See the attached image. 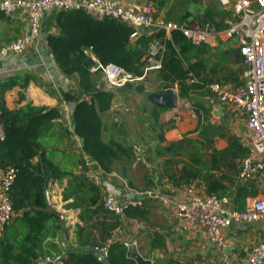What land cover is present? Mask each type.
<instances>
[{"label":"crops","instance_id":"1","mask_svg":"<svg viewBox=\"0 0 264 264\" xmlns=\"http://www.w3.org/2000/svg\"><path fill=\"white\" fill-rule=\"evenodd\" d=\"M120 1L135 6L140 11L148 10L160 21L186 18L199 20L202 16L204 21L207 16L205 13L211 9L213 15H209L212 17L209 18V21L218 27L224 25L217 23L221 15L218 0ZM194 11L199 13L197 18H194L197 15L192 13ZM57 12L53 10L45 13L40 37L23 54L0 59V103L3 101L7 108L14 111L28 104L36 107L59 108L61 111L60 117L45 128L41 142L47 157L66 172L60 177L51 178L47 185L53 190V203H47L50 209L61 215L62 221L60 228L49 224L45 230L44 239L39 247L38 264H47L46 256L55 253H64L66 256L69 250L97 251L95 250L96 247L91 245L93 242H99L103 246L102 248L107 249L110 246L122 244V248L126 247L131 252V257H133L132 248H134L136 253L145 259H150L152 264H182L183 260L187 259L185 253L191 252L189 247L190 233L185 232L184 228H188L189 225L197 226L185 220H183L185 222H178L172 213L175 211L174 208L153 198H140L137 192L143 191L141 188L145 187L147 183L151 188L173 197L175 194L176 196H183L189 186H193L200 194H210L206 178L211 177L220 183V190L216 194L229 195L232 198L231 202L235 204L233 206L236 208L244 209L251 198L264 196V173L252 180H241L238 176L239 170L237 171L236 168L239 169L243 159L241 160L238 156L231 157L229 162L226 161L227 164L216 167V165L208 162V156L205 155L204 162L207 169L203 170L200 178L198 177L190 184L174 182L171 174L166 171V169H170L168 162L172 159L173 154L167 153L165 148L185 137L196 138L200 136L202 129L206 126H209L208 136L213 140L214 149L223 150L230 145L231 141L236 139L249 150L248 155L252 154L254 142L247 128V116L240 108L222 102L217 95L204 87L191 92L187 96L191 100L186 97L181 102L180 99L179 105L174 108H155L147 98V106H144V110H148L146 115H149L150 110V116L153 118V126L147 128L145 124H132L124 118L127 113L130 114L135 106L131 107L124 101L129 95L126 89L114 88L115 96L112 106L99 112L102 120V137L107 143L117 141L124 146L128 145L130 148L138 149L136 154H138L139 161L134 159L135 151H132L130 157L120 156L121 161L127 162L121 171L128 174V179L132 177L137 180L141 179V183L134 185L135 188H138L134 189L136 191L122 190L120 185L115 184L121 183L116 180L117 178H124L121 171L117 172L113 166L112 169L105 171L95 160L90 157L87 160L88 155L83 149L82 138L76 134L74 110L77 102L87 97L80 87L78 74H65L51 53L48 35L58 34L60 31L55 23ZM28 24L27 13L24 11L16 12L13 15L0 12V46L23 34L28 28ZM144 32L147 31L144 30ZM233 41L231 40V43ZM223 42L229 41L220 40L215 46H209V53L201 58L207 59L209 68H216V74H209L211 78L222 84L226 90H235L244 84L245 65L238 43L237 46H221ZM234 45L236 44L234 43ZM195 60L192 59V61ZM220 68L221 72H219ZM96 74H94L95 82L101 86V82L97 81ZM161 82L163 81L161 80ZM143 83L146 84L145 81ZM206 90L210 93H207ZM138 91L142 92L144 98L149 94H146L145 88ZM155 91L158 90L151 92ZM66 95H71V97L67 98ZM119 98L122 101L118 100ZM187 100L192 103L195 109L199 110V119L192 118L189 112H184L180 119H174L179 106ZM203 140L206 142L205 139ZM230 151L232 152L233 149ZM40 161V155H36L31 160L33 165L39 164ZM233 162L236 164L235 166L232 165ZM220 163H223L222 159ZM182 165L183 163L179 164L180 169H182ZM3 169L0 168V178ZM73 175L86 177L91 184L100 188L101 203H103L104 196L110 192L122 198H138L140 204L137 207L145 209V215H133L129 212L124 215H116L108 212L104 207L106 212H99L91 218L89 223H86L81 218L84 213L82 204H88L87 200L94 195L87 196L84 191L75 193L70 186V182L74 181ZM131 185L133 186L132 183ZM66 195H82L83 198L75 201L74 197L66 198ZM100 202L92 205L91 208H96ZM174 213L176 214V211ZM15 216L14 212L13 218ZM140 223L142 224L140 225ZM115 224L116 226L113 227ZM258 224L264 226V222L235 223L224 230L229 245L228 254L234 264H245L246 258L252 251L247 254V247L242 245L239 234H245L247 229ZM13 226L16 228L19 224L14 223ZM106 232L109 235H105ZM207 241L203 249L204 255L212 258L208 261H220L222 250L212 244L210 238ZM200 248L199 246L195 247L196 250ZM204 262L206 261L202 263Z\"/></svg>","mask_w":264,"mask_h":264},{"label":"trees","instance_id":"2","mask_svg":"<svg viewBox=\"0 0 264 264\" xmlns=\"http://www.w3.org/2000/svg\"><path fill=\"white\" fill-rule=\"evenodd\" d=\"M209 15H213L211 9L204 21L212 18ZM55 23L60 31L58 34L48 35L51 53L65 74H78L80 87L87 97L78 101L74 110L76 134L82 138L83 149L88 157L95 160L105 171L110 170V166L120 156L129 157L130 150L117 141L107 143L103 140L99 112L112 106L115 92L102 86L98 87L94 78L95 73L90 70L94 61L84 53L85 49H91L103 66L116 63L142 76L143 68L147 64L149 47L154 38H161L166 49L161 56L162 67L158 71V76L163 82L177 85L181 97L203 89L205 83L215 82L209 74H216V68H209L207 59L201 58L209 53V46L195 45L179 32H174L170 39L165 37L164 32L154 34L144 32L132 39V27L128 24L107 17L98 19L82 9L58 11ZM66 97L70 98L71 95ZM0 113L6 128V139L0 145V168L14 166L18 170L11 192L16 216L0 237V264H38L39 247L44 239L45 230L49 224L60 228L62 221L61 215L50 209L45 198V190L51 178L60 177L66 172L47 157L41 142L45 128L60 117L61 111L59 108L36 107L32 104L14 111L7 108L2 101ZM208 132L209 126H206L200 136L185 137L165 148L167 153L173 154L168 162L170 169L166 171L171 174L174 182L190 184L200 178L203 170L207 169L205 155L208 156V162L216 167L227 164L226 161L229 162L231 157L238 156L242 160L248 156L249 150L236 139L223 150L214 149L213 140L208 136ZM36 155H40L41 161L33 165L31 160ZM221 159L223 163H220ZM181 163L182 169L179 168ZM232 165L236 164L233 162ZM236 170H240V167ZM81 177L73 175L74 181L70 182V186L75 193L84 191L87 196L94 195L86 199L88 204H82L84 213L81 218L89 223L94 215L107 210L100 202V188L91 184L86 177ZM206 180L210 194H216L220 190L219 181L211 177ZM68 197H74L75 201L83 198L82 195H66V198ZM99 202L96 208H91ZM127 212L145 215L146 210L136 206ZM19 213L21 215H18ZM14 223H18L19 226L15 228ZM115 226L116 224L113 227ZM105 235L109 234L106 232ZM91 245L98 249L103 247L99 242H93ZM121 246L123 245L116 244L108 249V259L111 263L137 264L131 257V252ZM50 264L105 263L93 250L84 252L69 250L62 263Z\"/></svg>","mask_w":264,"mask_h":264},{"label":"built area","instance_id":"3","mask_svg":"<svg viewBox=\"0 0 264 264\" xmlns=\"http://www.w3.org/2000/svg\"><path fill=\"white\" fill-rule=\"evenodd\" d=\"M226 13L224 26L218 27L211 21L186 18L183 20H157L150 11L138 10L135 6L120 0H0V12L13 15L24 11L28 17V28L19 37L0 46V59L23 54L35 43L42 31L46 12L82 9L95 18H112L132 27L131 38H137L139 28L152 34L164 32L170 39L174 32H179L195 45L215 46L218 41H237L245 65L244 84L235 90H226L218 82H208L204 87L219 97L222 102L233 104L247 116V128L254 142V152L243 158L239 170L241 180H252L264 173V0H219ZM166 49L161 38H154L147 55L145 72L158 71L162 67L161 56ZM84 53L94 61L90 67L92 73H102L108 90L133 82L138 75L116 63L101 65L91 49ZM142 78V77H141ZM195 80H191L193 82ZM98 85V87H101ZM174 119H180L184 112H189L194 119H199L200 112L190 101L179 106ZM6 139V128L0 113V145ZM89 160V157H86ZM17 168L8 166L3 169L0 178V235H3L13 216L12 187L17 176ZM53 190L47 187L45 197L53 203ZM140 198H153L175 209L179 219L203 229L212 244L222 250L220 261H206L202 264H234L228 254L229 245L224 230L235 223L253 224L264 222V196L251 198L244 209L233 206L228 197L218 194L202 195L193 186L186 188L183 196H170L160 190L137 192ZM140 204L138 198H122L113 192L103 198L104 207L116 214L124 215L127 210ZM108 259V249H101ZM64 253L46 256L45 261L62 263ZM245 264H264V244L252 249Z\"/></svg>","mask_w":264,"mask_h":264},{"label":"rangeland","instance_id":"4","mask_svg":"<svg viewBox=\"0 0 264 264\" xmlns=\"http://www.w3.org/2000/svg\"><path fill=\"white\" fill-rule=\"evenodd\" d=\"M208 1H210V0H208ZM218 6H219V11L221 12V15H220L219 20H218L217 23H219L220 25H223L224 24V20L226 18V13L221 8V6L219 4V0H218ZM192 13H196L197 14V15H195L194 18H197V16L199 15V13L196 12V11H194ZM207 13H208V11L205 14L207 15ZM202 18H203V16L199 20H202ZM207 21H209V20H207ZM223 26H221V27H223ZM233 42L236 45H234ZM233 42L232 43H231V41L223 42V43H221V46H226V45H228V46H237V41H233ZM212 56H213V54H212ZM85 62H87V61H85ZM143 69H144V74L142 76H138V79H136V81L126 82L123 85H120L118 87L121 88V89H126L127 94H129L127 96L128 97L127 100L123 99L124 101H126L127 105H130L131 107L135 106V108L131 110L130 114L127 113L126 116H124V118L126 120H128V122H130L132 124H137V123L145 124V126L147 128H151V126H153L152 125L153 124V118H152V116H150V110H149V115H146V113H148V110H146V109L144 110V106L145 105L147 106V104H146L147 95L144 98V95L142 94V92L138 91V90H142L143 88H145V91H147L146 94H148V93H150L151 91H154V90H158V91L164 90V88H166V87L174 88V89H177V91H178V86L177 85H171V84L165 83V82H161L157 71L156 72L155 71L145 72V67ZM219 72H221V68H220ZM96 77H97V81L101 82V85L103 86L105 84V82L103 80V76H102L101 71L96 74ZM143 81H145L146 84H144ZM208 92L209 91H207V93ZM186 97L183 98V97L180 96L181 102L184 101L186 99ZM187 99L191 100L188 97H187ZM118 100L122 101V99H120V98ZM246 139L248 140V138H246ZM125 147L130 150V155L132 154V151L133 152L135 151L134 152V159H137V161H139L138 154H136V151H138V149H136L135 147H131L130 148V147H128V145H126ZM183 157L185 158V155ZM121 160H122L121 157H119L117 160H115L113 162V164L110 166V169H112V166H113V169L116 170L117 172H120L121 170H123V166H126L127 162L125 160L124 161H121ZM128 166H131V164H128ZM121 174L124 176V178L123 179H118L117 178L116 180H119L121 183L120 184L115 183V184L116 185H120L119 187L122 190L125 189V190H127L129 192L136 191L134 189H138V188H135L134 185L135 184L138 185L139 183H141V179L137 180L134 177H132L131 179H128V174L127 173L124 174L123 171H121ZM131 183L133 184V186L131 185ZM141 189H143V191L144 190H155V188H151V186L148 185L147 183L145 184V187H143ZM220 196L227 197L229 195H227V196L220 195ZM179 197H181V196H179ZM229 199H231V201H232L231 197ZM232 204L235 205L234 203H232ZM155 207L158 208L157 205H155ZM174 212L172 211L174 217L176 218V220L178 222H185V221L179 219L177 214H175ZM170 214H171V212H170ZM141 224L142 223H140V225ZM139 230H141V228H139ZM184 231L190 233L189 234V242H190L189 243L190 244L189 247L191 248V252L189 254L185 253L187 259H184L183 260L184 262H182V260H180L182 262V264H201L203 261H208V260L212 259V258H209V256L206 257V255H204V252H203V249L205 248V245L208 242L207 240L209 238L208 237L209 235L204 230H202V229H200L198 227L191 226V225H189L188 228H184ZM239 235L241 236L242 245L244 247H247V251H248L247 254L253 248L258 247L261 244H264V226L262 224L255 225L252 228L250 227V229H247L245 231V234L240 233ZM132 245L134 246V244H132ZM196 246H199L201 248L199 250H196L195 249ZM104 249H107V248H104ZM130 249H131V247H130ZM95 250H100L101 251V249H98V248H95Z\"/></svg>","mask_w":264,"mask_h":264},{"label":"water","instance_id":"5","mask_svg":"<svg viewBox=\"0 0 264 264\" xmlns=\"http://www.w3.org/2000/svg\"><path fill=\"white\" fill-rule=\"evenodd\" d=\"M139 33H144V28H139ZM148 100L154 105L155 108L165 109V108H174L179 105L180 95L177 90L174 88H166L161 91L150 92L147 95ZM133 257L138 262V264H152L150 259H145L135 252L132 248ZM96 255L101 261L105 264H112L111 261L104 257V254L97 250L95 251Z\"/></svg>","mask_w":264,"mask_h":264}]
</instances>
